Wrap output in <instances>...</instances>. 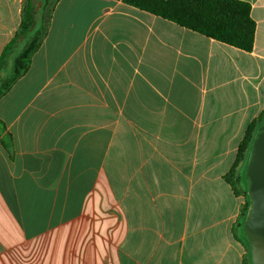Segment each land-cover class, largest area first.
<instances>
[{"label": "crops", "instance_id": "obj_1", "mask_svg": "<svg viewBox=\"0 0 264 264\" xmlns=\"http://www.w3.org/2000/svg\"><path fill=\"white\" fill-rule=\"evenodd\" d=\"M241 1L251 52L120 0H59L0 97V264H251L226 177L264 118V0ZM24 2L0 0V56Z\"/></svg>", "mask_w": 264, "mask_h": 264}, {"label": "trees", "instance_id": "obj_2", "mask_svg": "<svg viewBox=\"0 0 264 264\" xmlns=\"http://www.w3.org/2000/svg\"><path fill=\"white\" fill-rule=\"evenodd\" d=\"M123 3L136 7L140 10L171 21L182 28L197 32L218 42L251 52L255 43L256 22L251 15V5L241 0H120ZM59 0H44L43 18L40 29L27 42L20 55L15 59L12 73L2 79L0 97L6 94L12 85L23 76L30 67L32 56L42 45L48 34L52 14ZM36 4L34 0H25L22 9V19L18 32L6 45L0 56V76L4 74L9 56L16 44L26 38L37 23L35 17ZM264 124V118L249 124L246 134L241 141L232 171L226 180L233 186L236 195H247V183L243 185V179L238 176V167L246 160L251 149L252 142L258 128ZM6 130L0 121V135ZM3 147L10 151L12 136L4 135L1 139ZM248 164V161H247ZM246 172V170H245ZM246 182V180H245ZM244 186V187H243ZM250 206L247 205L242 214L246 221ZM250 247V246H249Z\"/></svg>", "mask_w": 264, "mask_h": 264}, {"label": "water", "instance_id": "obj_3", "mask_svg": "<svg viewBox=\"0 0 264 264\" xmlns=\"http://www.w3.org/2000/svg\"><path fill=\"white\" fill-rule=\"evenodd\" d=\"M246 183L250 206L243 232L249 242L251 264H264V124L252 142Z\"/></svg>", "mask_w": 264, "mask_h": 264}, {"label": "rangeland", "instance_id": "obj_4", "mask_svg": "<svg viewBox=\"0 0 264 264\" xmlns=\"http://www.w3.org/2000/svg\"><path fill=\"white\" fill-rule=\"evenodd\" d=\"M35 1V4H36V14H35V17L37 19V23L35 25V27L33 28L32 32L26 37V38H23L21 39L17 44L16 46L14 47V49L12 50L10 56H9V61H8V64H7V67L5 68L4 70V74L0 76V86L2 85V79L4 77H6L7 75L11 74L12 73V66H13V63L15 61V59L20 55L22 49L25 47V45L27 44V42L33 37V35L35 34V32L37 30L40 29V26H41V19L43 18V6H44V0H34ZM249 155H250V151L248 152V156L246 158V160L238 167L239 171H240V168H242V165H243V171L240 173H238V169H237V174L238 176H240L242 179H243V185L245 186V180H246V168H247V161L249 160ZM243 186V187H244ZM238 197H242V210L243 208L247 205V202H248V196L242 194V195H237Z\"/></svg>", "mask_w": 264, "mask_h": 264}]
</instances>
